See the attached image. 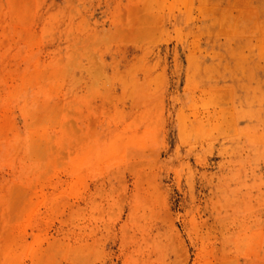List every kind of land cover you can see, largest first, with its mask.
Here are the masks:
<instances>
[{"label":"rangeland","instance_id":"obj_1","mask_svg":"<svg viewBox=\"0 0 264 264\" xmlns=\"http://www.w3.org/2000/svg\"><path fill=\"white\" fill-rule=\"evenodd\" d=\"M0 264H264V0H0Z\"/></svg>","mask_w":264,"mask_h":264}]
</instances>
